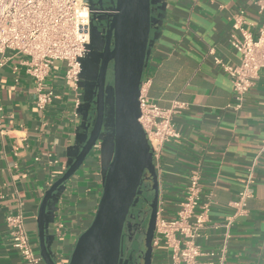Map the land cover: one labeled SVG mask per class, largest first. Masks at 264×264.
<instances>
[{
	"label": "crops",
	"instance_id": "crops-1",
	"mask_svg": "<svg viewBox=\"0 0 264 264\" xmlns=\"http://www.w3.org/2000/svg\"><path fill=\"white\" fill-rule=\"evenodd\" d=\"M241 10L245 28L256 36L263 20L256 0L159 2L152 28L156 39L144 74L151 79L153 102L162 107L174 100L188 103L174 118L180 138L165 145L156 166L161 215H177L190 174L199 169L203 201L211 203L200 244L219 249L227 240L226 264H264V70L242 107L236 108L232 78L214 61L217 56L229 65L241 63L240 53L230 44L233 16ZM93 50L86 64L90 73L80 89L87 106L94 95L91 72L96 71L94 56L100 48ZM6 55L10 58L0 68V264H30L13 247L6 218L24 213L31 242L42 257L37 222L42 199L78 154L94 110L84 106L78 111L77 93L65 76L63 61L54 63L48 77L57 97L44 110L38 108L25 56ZM111 132L108 123L106 134L110 137ZM106 157L99 144L49 207V247L60 264L68 262L79 236L94 219ZM254 162L256 195L249 201V214L228 231L231 202ZM170 263L165 247L154 251V264Z\"/></svg>",
	"mask_w": 264,
	"mask_h": 264
},
{
	"label": "built area",
	"instance_id": "built-area-1",
	"mask_svg": "<svg viewBox=\"0 0 264 264\" xmlns=\"http://www.w3.org/2000/svg\"><path fill=\"white\" fill-rule=\"evenodd\" d=\"M256 4L263 16L256 36L244 26L245 10L233 16L235 33L230 38V44L240 53L241 63L229 65L221 58L214 57L215 63L232 78L236 108L242 107L246 95L264 70V0H256ZM91 26L88 0H0V68L10 58L7 52L12 53L11 57L24 55L23 63L35 83L36 105L44 110L57 97L48 83L52 67L56 61L65 62V76L77 93L75 105L78 107L82 102L80 59L88 52ZM210 53L213 54L214 50L211 49ZM150 83L151 79L143 74L139 121L147 133L157 166L165 145L181 136L174 118L188 108V103L174 100L169 107L158 105L149 96ZM255 164L250 168L237 198L231 202L233 212L225 224L228 231L239 217L249 214V201L256 195ZM201 179L199 169L191 172L184 200L175 217L165 218L161 215L160 207L158 209L153 248L155 251L165 247L170 264H226L227 240L219 249H204L199 242L210 222L211 210V203L203 201ZM6 220L13 247L30 264H45L31 242L24 213L10 214Z\"/></svg>",
	"mask_w": 264,
	"mask_h": 264
},
{
	"label": "water",
	"instance_id": "water-1",
	"mask_svg": "<svg viewBox=\"0 0 264 264\" xmlns=\"http://www.w3.org/2000/svg\"><path fill=\"white\" fill-rule=\"evenodd\" d=\"M163 0H113V10L105 12L99 21L105 24L104 39L96 59L99 70L95 90L88 106L93 115L85 128L84 143L64 174L45 192L37 218L39 245L46 264H59L49 247V207L65 184L82 168L93 150L101 144L106 157L103 191L93 221L79 236L67 264H120L124 230L130 212L145 191L147 211L145 230L146 258L154 256L153 238L156 231L160 201L159 174L151 145L142 124L140 87L148 57L156 39L155 5ZM93 8V6L91 7ZM92 23L88 52L81 58L79 86L87 76L85 70L95 53ZM100 32V31H99ZM101 33V32H100ZM108 123L112 132L106 134Z\"/></svg>",
	"mask_w": 264,
	"mask_h": 264
},
{
	"label": "flooded vegetation",
	"instance_id": "flooded-vegetation-1",
	"mask_svg": "<svg viewBox=\"0 0 264 264\" xmlns=\"http://www.w3.org/2000/svg\"><path fill=\"white\" fill-rule=\"evenodd\" d=\"M113 0H88L90 9V21L98 26L99 36L95 38L94 48H100V43L103 41L105 24L99 20L105 16V12L109 11L114 5ZM93 6V8H91ZM94 76L92 80L93 91L95 90V82L99 74V70L91 72ZM145 191L142 193L141 198L136 206L130 212V216L126 222L124 230L122 253L120 264H154V256L152 261L146 258L145 252V230L147 218L145 214L150 210L145 201V196L148 195V185L143 188Z\"/></svg>",
	"mask_w": 264,
	"mask_h": 264
},
{
	"label": "rangeland",
	"instance_id": "rangeland-1",
	"mask_svg": "<svg viewBox=\"0 0 264 264\" xmlns=\"http://www.w3.org/2000/svg\"><path fill=\"white\" fill-rule=\"evenodd\" d=\"M99 30L97 31L96 29H94L92 31V35H93V38H94V41H95V38H97V36H99ZM85 73H90V68L87 67L86 70H85Z\"/></svg>",
	"mask_w": 264,
	"mask_h": 264
},
{
	"label": "trees",
	"instance_id": "trees-1",
	"mask_svg": "<svg viewBox=\"0 0 264 264\" xmlns=\"http://www.w3.org/2000/svg\"><path fill=\"white\" fill-rule=\"evenodd\" d=\"M148 183L147 182H144L143 186L145 187V185H147Z\"/></svg>",
	"mask_w": 264,
	"mask_h": 264
}]
</instances>
